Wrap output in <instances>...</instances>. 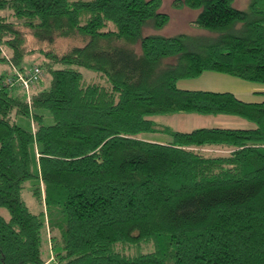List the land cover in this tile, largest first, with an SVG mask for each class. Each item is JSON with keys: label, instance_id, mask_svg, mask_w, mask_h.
<instances>
[{"label": "trees", "instance_id": "obj_1", "mask_svg": "<svg viewBox=\"0 0 264 264\" xmlns=\"http://www.w3.org/2000/svg\"><path fill=\"white\" fill-rule=\"evenodd\" d=\"M161 1L0 0V264H264V92L177 87L209 71L264 85V0H173L201 33L144 35L170 21ZM35 66L28 93L3 83ZM177 112L250 126L151 119Z\"/></svg>", "mask_w": 264, "mask_h": 264}, {"label": "rangeland", "instance_id": "obj_2", "mask_svg": "<svg viewBox=\"0 0 264 264\" xmlns=\"http://www.w3.org/2000/svg\"><path fill=\"white\" fill-rule=\"evenodd\" d=\"M173 0H162L161 1V6H160V12H164L169 16V22L162 27V29H153L149 27H144L142 32L144 35H151V34H157V35H164V36H171L173 34H178V33H189V34H196V33H201L200 30H195L192 27L189 26V22L192 21L195 16L198 13V9H190L187 7H183V9H176L171 7V3ZM248 0H234L233 6L236 8H244L246 6ZM41 56L34 54L29 57V59H32L36 63H40ZM27 59V60H29ZM13 66L0 63V72L2 71H8L9 69L12 71ZM82 72L86 75L87 79H90L94 77L93 72L89 70H83ZM48 75L45 73V77L43 79V82L47 83L48 82ZM245 82V81H242ZM18 93L23 91V88L19 85L15 89ZM46 119L45 123L50 124L52 123V118L49 113L45 112ZM153 122H156L159 125H162L164 127L168 126L172 130H180V131H189V129H194V128H200V127H211V126H225L227 128H243L241 125L242 121L239 120H233L231 122H223L222 124H219L212 119V117H205L204 115H196L192 113L184 114L181 112H177L175 114H166V115H161V114H154V116L151 117ZM241 119V118H240ZM243 120V119H242ZM246 121V120H245ZM247 123H249L247 121ZM17 124L26 129L32 128L31 122L23 117H20L17 119ZM245 124V123H244ZM250 124V123H249ZM149 140L151 141H159L160 140H166L168 137L164 134H155V135H147L146 136ZM153 138V139H152ZM217 152H223L221 149H215ZM31 183H27L26 187L23 189V199L26 203L27 206L31 208V210L34 209L35 204L33 203V198L32 195L29 194L28 188ZM34 211V210H33ZM49 246V244H48ZM44 248H48L46 242H44ZM48 252L45 251V255H47Z\"/></svg>", "mask_w": 264, "mask_h": 264}, {"label": "crops", "instance_id": "obj_3", "mask_svg": "<svg viewBox=\"0 0 264 264\" xmlns=\"http://www.w3.org/2000/svg\"><path fill=\"white\" fill-rule=\"evenodd\" d=\"M244 81V80H243ZM177 87L187 90H206V91H228L239 97L241 100H245L247 102H260L263 99V95L260 94L264 92V85L260 83H251V82H242V80L229 76L222 73L216 72H203L196 78H187L180 79L177 81ZM212 117L217 123L222 124L223 122H231L233 120L242 121L241 125L243 128L250 126L247 121L242 120L237 117H229V116H205ZM218 123V124H219ZM245 123V124H244ZM216 126V125H215ZM219 127V126H216ZM221 127V126H220ZM225 127V126H222ZM221 127V128H222ZM193 129V128H192ZM190 130V129H189ZM149 138V137H148ZM153 139V138H152ZM165 140H160V142Z\"/></svg>", "mask_w": 264, "mask_h": 264}, {"label": "built area", "instance_id": "obj_4", "mask_svg": "<svg viewBox=\"0 0 264 264\" xmlns=\"http://www.w3.org/2000/svg\"><path fill=\"white\" fill-rule=\"evenodd\" d=\"M42 71L38 67H32L25 73L17 72L15 77L7 76L3 83L8 86H21L28 93L33 84L42 76Z\"/></svg>", "mask_w": 264, "mask_h": 264}]
</instances>
